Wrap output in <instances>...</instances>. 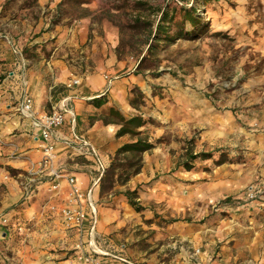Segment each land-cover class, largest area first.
Returning <instances> with one entry per match:
<instances>
[{
	"label": "crops",
	"instance_id": "crops-1",
	"mask_svg": "<svg viewBox=\"0 0 264 264\" xmlns=\"http://www.w3.org/2000/svg\"><path fill=\"white\" fill-rule=\"evenodd\" d=\"M70 1L73 9L77 3L78 14L67 11ZM96 2L0 0V217L9 219L7 226L0 225V264H84L78 255L89 243L90 228L100 264H264V239L257 237L264 225L251 219L254 211L244 213L241 220L234 215L230 220L219 218L218 212L225 209L214 207L225 197L226 188L218 178L193 194L188 192L194 185L189 177L172 174L168 184L153 182L143 192L137 186L150 181L147 172L162 168L145 160V153L137 175L124 185L113 182L135 190L133 201L142 211L137 212L123 193H102L115 152L129 143L128 136L116 137L120 127L108 122L109 110L125 119L134 117L127 115L129 90L140 89L143 80L134 73L137 64L117 57L120 26L112 20L98 22ZM72 80L79 84L67 88ZM24 94L31 98L36 115L63 106L73 113L54 134L52 168L61 174L58 189L50 193L51 179L38 175L27 200L23 185L29 167L43 157V143L30 119L17 111ZM207 113L206 106L201 120L189 126L185 121V134L194 126H210ZM214 122L222 124L219 117ZM76 138L90 142L93 157L73 151L69 145ZM68 176L82 192L91 193L93 207L81 203L88 217L81 235L59 214L69 190ZM50 206L55 209L50 211ZM17 224H29L31 232H15ZM78 242L84 244L82 250H76Z\"/></svg>",
	"mask_w": 264,
	"mask_h": 264
},
{
	"label": "rangeland",
	"instance_id": "rangeland-1",
	"mask_svg": "<svg viewBox=\"0 0 264 264\" xmlns=\"http://www.w3.org/2000/svg\"><path fill=\"white\" fill-rule=\"evenodd\" d=\"M181 4L198 10L209 24L208 35L193 42H161L158 49L148 50L146 43L159 21L158 11ZM74 6L72 1L66 6L70 15L79 13L76 2ZM95 11L98 22L117 21L121 30L117 57L137 64L134 73L143 80L140 89L129 90L127 115L147 122L140 131L155 150L145 160L160 163L162 168L149 170L146 177L150 181L137 187L146 192L151 183L168 184L172 174L182 173V178L189 177L194 184L188 187L194 194L215 177L226 188L225 197L214 207L225 209L218 212L221 220H230V215L241 220L244 213L254 211L257 216L253 213L251 219L264 225V0H97ZM136 18L151 23L152 28L142 30L134 25ZM215 33L227 38L211 36ZM141 57L145 60L138 65ZM206 106L210 126H194L185 134V125L201 120ZM215 117L222 124L214 122ZM191 156H195L192 161ZM114 168L109 167L102 180L104 194L129 190L110 187L121 176V170ZM257 237L264 239L263 228Z\"/></svg>",
	"mask_w": 264,
	"mask_h": 264
},
{
	"label": "built area",
	"instance_id": "built-area-1",
	"mask_svg": "<svg viewBox=\"0 0 264 264\" xmlns=\"http://www.w3.org/2000/svg\"><path fill=\"white\" fill-rule=\"evenodd\" d=\"M104 78L108 80L106 76ZM78 84V80H72L67 84V88H71ZM17 111L20 116L30 119L31 127L38 132V135L43 143L41 147L43 157L38 163L29 167L26 175V182L23 185V198L27 200L35 190V185L36 183H38L35 177L38 175L39 178L45 176V178L47 177L51 179L48 184L50 193H53L58 189L57 181L60 180L61 174L52 168L54 160V134L56 129L64 125L67 115L73 116V113L69 107L63 106L62 108H54L50 112L36 115L32 110L31 98L25 94L21 98L20 105ZM69 146H71V148H73V151L79 155L87 158H91L94 156L95 150L89 141L76 138V141L70 143ZM46 171L47 174L45 175ZM100 173V170L97 171L96 176L93 177L94 184L99 180ZM66 180L69 190L67 193L65 205L60 208L59 214L67 226L76 229L78 234L81 235L83 225L88 220V217L84 212L81 203L85 202L88 206L93 207L91 201V193L82 192L74 177L68 176L66 177ZM54 209V206L49 207L50 211H53ZM8 224V218L0 217L1 226H7ZM13 228L17 233L31 232V226L29 224H17L14 225ZM88 232L89 243H87V245L85 246L84 253L82 252L83 254L78 256L84 264H100L95 257V254L98 253V248L94 244V230L90 228ZM83 246L84 244L82 242H78L75 247L76 250H82Z\"/></svg>",
	"mask_w": 264,
	"mask_h": 264
},
{
	"label": "trees",
	"instance_id": "trees-1",
	"mask_svg": "<svg viewBox=\"0 0 264 264\" xmlns=\"http://www.w3.org/2000/svg\"><path fill=\"white\" fill-rule=\"evenodd\" d=\"M160 13L159 21L156 23L154 32L151 33V38L147 41V49L152 51L158 49V44L174 43L177 40L184 41H196L202 35H208L209 24L191 5H179L171 7V9L163 8L158 11ZM134 25L139 24L142 30H149L152 28V24L135 19ZM176 27L173 31L172 28ZM189 26V28H187ZM149 33V34H150ZM211 36L216 38H224L227 36L221 33H215ZM145 60L144 57L138 62V65ZM130 104H135V100H131ZM108 122L118 125L120 128L116 132V137L128 136L129 143L122 145L116 152L111 163L110 169L114 167L121 170V176L118 177L116 183L118 185H124L130 178L137 175L141 170L142 156L145 153H149L155 146L150 141L149 137L144 131H140L144 128L147 122L140 116H134L129 119H125L120 113L114 109L109 110ZM121 157L122 159H120ZM195 156H191L190 160H194ZM190 161V162H191ZM119 164L115 165L116 163ZM183 167L188 171L190 166L186 163ZM113 187V183L110 184ZM123 195L127 198L128 203L135 208L137 212L142 211L141 207L136 206L133 201L136 197V192L125 191Z\"/></svg>",
	"mask_w": 264,
	"mask_h": 264
}]
</instances>
